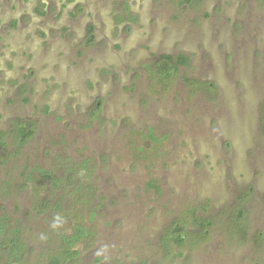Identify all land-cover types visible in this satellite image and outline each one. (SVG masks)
Returning a JSON list of instances; mask_svg holds the SVG:
<instances>
[{
    "label": "rangeland",
    "instance_id": "1",
    "mask_svg": "<svg viewBox=\"0 0 264 264\" xmlns=\"http://www.w3.org/2000/svg\"><path fill=\"white\" fill-rule=\"evenodd\" d=\"M0 214L16 264H48L78 222L62 264H264V0H0Z\"/></svg>",
    "mask_w": 264,
    "mask_h": 264
},
{
    "label": "trees",
    "instance_id": "2",
    "mask_svg": "<svg viewBox=\"0 0 264 264\" xmlns=\"http://www.w3.org/2000/svg\"><path fill=\"white\" fill-rule=\"evenodd\" d=\"M189 57L185 54H179L177 56H173L171 54H163L160 57L159 63H160V71H163L166 75H171L173 72L177 71L181 66H187L189 64ZM201 88H204L208 93L215 95L217 94V87L213 83H201ZM19 130V143L20 145H23L28 138H30L34 130L30 128L29 126H20L18 127ZM153 134H151L152 136ZM1 143L5 144V141L3 138H1ZM39 171L44 177L51 179L53 185L56 187L58 186V181L55 179V177L50 173L47 172L45 169L37 167L34 169H30L26 173V180L28 183L33 182L34 186L37 185V182H40V178L36 177L33 172ZM38 178V179H37ZM36 189V187H35ZM82 189H85V191H89L87 193L88 196H91V194L94 191V188L90 186H82ZM85 194V193H82ZM87 200V199H86ZM246 203H240V205L231 213H229V221L228 226L230 227V231L233 234L241 236V238H244L247 232V210L245 207ZM43 206H46V203L43 204ZM195 221L196 225L198 227V231L195 235V237L199 240L201 239H208L210 235V227L212 226L211 221L204 222L200 220L196 215ZM8 217L3 216L0 214V247H3L5 249V264H16L17 262H21L25 257L26 252V245L23 241V237L21 235L22 229L20 226H16L13 229L9 226ZM76 231L72 234H62L61 235V245L60 250L56 255H53L50 257L48 264H62L66 260L76 258L79 255L78 249H75V244L79 242L81 239L87 237L90 235V232L87 230V228L82 225L80 222H78L75 225ZM185 226L183 225H176L174 229H171L168 236H166L167 240L174 241L177 244H181L184 242L186 236L185 234Z\"/></svg>",
    "mask_w": 264,
    "mask_h": 264
}]
</instances>
